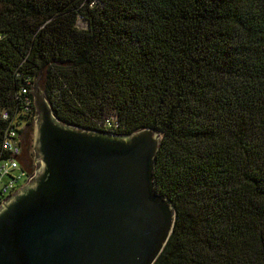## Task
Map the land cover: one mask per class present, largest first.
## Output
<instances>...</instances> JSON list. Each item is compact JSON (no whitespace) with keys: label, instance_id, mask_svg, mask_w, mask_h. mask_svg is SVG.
<instances>
[{"label":"trees","instance_id":"obj_1","mask_svg":"<svg viewBox=\"0 0 264 264\" xmlns=\"http://www.w3.org/2000/svg\"><path fill=\"white\" fill-rule=\"evenodd\" d=\"M36 88L65 125L161 134L154 264H264V0H0V161Z\"/></svg>","mask_w":264,"mask_h":264},{"label":"water","instance_id":"obj_2","mask_svg":"<svg viewBox=\"0 0 264 264\" xmlns=\"http://www.w3.org/2000/svg\"><path fill=\"white\" fill-rule=\"evenodd\" d=\"M34 104L37 172L0 206V264H154L176 217L155 191L161 134L65 125L38 88Z\"/></svg>","mask_w":264,"mask_h":264},{"label":"built area","instance_id":"obj_3","mask_svg":"<svg viewBox=\"0 0 264 264\" xmlns=\"http://www.w3.org/2000/svg\"><path fill=\"white\" fill-rule=\"evenodd\" d=\"M5 120L8 115H3ZM109 128L113 127L108 125ZM20 128H15L9 131L3 142V150L8 153L9 158L0 161V206L2 203L16 193L19 189L30 184L34 180L33 172L22 165L21 162V142L18 131ZM32 172V173H31ZM22 186L20 187V184Z\"/></svg>","mask_w":264,"mask_h":264},{"label":"flooded vegetation","instance_id":"obj_4","mask_svg":"<svg viewBox=\"0 0 264 264\" xmlns=\"http://www.w3.org/2000/svg\"><path fill=\"white\" fill-rule=\"evenodd\" d=\"M36 123V122H35ZM32 124L27 127H32L35 125ZM31 133L25 130H22L19 137L21 142V162L22 165L26 168H29L31 171L37 172V162H36V156L34 151V145H32L31 141Z\"/></svg>","mask_w":264,"mask_h":264},{"label":"rangeland","instance_id":"obj_5","mask_svg":"<svg viewBox=\"0 0 264 264\" xmlns=\"http://www.w3.org/2000/svg\"><path fill=\"white\" fill-rule=\"evenodd\" d=\"M35 127H36V124L34 125V126H32L31 128L30 127H27V125L26 126H24V128H23V130H25V131H28V132H30L31 134V141H32V145H34V138H35ZM33 173H35L36 171H32ZM31 172V173H32ZM29 185V184H28ZM22 186V183L20 184V187Z\"/></svg>","mask_w":264,"mask_h":264}]
</instances>
